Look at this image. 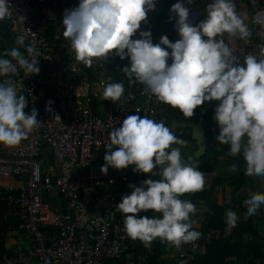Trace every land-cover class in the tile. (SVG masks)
Returning a JSON list of instances; mask_svg holds the SVG:
<instances>
[{"label": "clouds", "instance_id": "obj_1", "mask_svg": "<svg viewBox=\"0 0 264 264\" xmlns=\"http://www.w3.org/2000/svg\"><path fill=\"white\" fill-rule=\"evenodd\" d=\"M186 2L191 4L192 0ZM155 7V0H79L77 7L63 14V36L76 60L88 67L113 52L121 60L128 58L130 66L122 69L125 76L144 85L158 102L185 118L192 117L194 109L203 103L217 102L213 117L219 129L217 142L229 146L228 156L242 155L246 175L264 177V44L259 46L258 55L242 54L241 60L224 39L225 34L240 40L252 35L245 22L247 15L237 12L234 0H211L206 18L192 26L189 9L177 2L169 10V20L176 17L180 37L176 42L162 36L153 44L150 31L133 39ZM11 15L8 0H0V20ZM18 20L22 24L24 18L18 16ZM252 23L264 28V11L256 13ZM24 42L23 35L17 37V45ZM26 52L28 57L38 55L31 45ZM37 61L25 57L18 47L6 49L0 55V78L17 74L18 68L25 76L38 75ZM123 93L122 83H109L103 99L115 102ZM27 104L13 80L0 82V145H18L40 124L36 109L25 112ZM187 145L163 121L147 116L129 115L109 133L102 174L106 175L109 168L132 166L134 172L160 177L146 179L138 187L129 185L131 194L122 196L115 209L123 214L127 237L146 248L159 239L178 249L201 236L190 218L197 211L196 205L181 198L202 191L205 185V174L195 163L182 159L181 148ZM237 169L236 163L230 165V171ZM243 204L247 217L256 215L264 205V192L251 191ZM149 211L151 217L137 215ZM225 216L227 224L235 227L237 213L229 209Z\"/></svg>", "mask_w": 264, "mask_h": 264}, {"label": "built area", "instance_id": "obj_2", "mask_svg": "<svg viewBox=\"0 0 264 264\" xmlns=\"http://www.w3.org/2000/svg\"><path fill=\"white\" fill-rule=\"evenodd\" d=\"M49 1L50 11H39ZM68 2L8 0L12 15L5 20L17 37H25V47L31 45L37 50L38 55L28 58L38 60L40 71L25 76L18 68L17 74L2 78V82L14 81L18 94L28 101L25 112L36 109L40 124L18 145H0V179H16L6 183L4 191L18 219L14 246L1 255L0 264H109L132 259L134 241L124 232L123 214L115 211L121 197L128 195V168H109L106 175L100 171L109 133L129 115L147 116L168 127L170 124L166 112L160 110L162 103L129 78L118 101L103 99L105 86L116 83L109 70L111 56L94 60L91 67L76 60L59 23L60 7ZM199 2L192 0L185 6L192 26L206 18ZM234 2L236 8L247 3L251 9L250 20L245 22L252 35L246 40L229 39L227 34L224 37L242 60V54L258 55L259 46L264 44V28L252 23L253 16L264 11V1ZM18 16L24 18L22 24ZM175 20L172 29L179 37ZM57 44L64 55L60 60L55 58ZM87 68L94 70V76ZM45 90L52 95L41 96ZM46 149L53 158L46 157ZM47 158L53 161L47 164ZM150 178L156 179L155 175ZM45 194L54 196V208ZM233 230L227 222L222 228L205 230L186 249L170 251L169 258L177 264H191L201 246L228 239Z\"/></svg>", "mask_w": 264, "mask_h": 264}, {"label": "crops", "instance_id": "obj_3", "mask_svg": "<svg viewBox=\"0 0 264 264\" xmlns=\"http://www.w3.org/2000/svg\"><path fill=\"white\" fill-rule=\"evenodd\" d=\"M208 0H200L198 3V8L201 13H205L206 11V3ZM264 1V0H263ZM156 7L155 10L149 11L147 13L146 21L141 23L140 28L138 29L135 37L133 39H139L140 33L144 31H149L151 24L154 26L155 23L158 24L159 29L162 28V24L160 18L163 16V12L166 8L172 7L177 2L183 3L185 6L188 5L186 0H155ZM79 4V0H69V2L65 5H62L59 10V23H62L63 14L65 10L75 8ZM51 6H44L39 8V11L42 13H47L50 11ZM237 12L241 15H247V20H250L251 9L249 4L243 3L240 7L236 8ZM175 16H172L174 21ZM154 19V24L153 21ZM170 21V20H168ZM167 21V23H169ZM144 25V26H143ZM166 25V24H165ZM180 37L176 36L175 42ZM59 47V45L57 44ZM63 52H56L55 58L60 60L63 58ZM65 54V53H64ZM113 60V57H112ZM114 64L118 66V62L115 61ZM124 67L130 66L129 59L125 58V62H123ZM114 67V66H113ZM85 68V67H84ZM91 72V75L94 76V70L87 68ZM125 79L123 78L124 84ZM117 83V82H116ZM137 86H144L138 82H136ZM212 102V101H211ZM211 102L203 103L202 110L198 111L197 108L194 109L193 116L190 118H185L182 113L178 110H174L167 105L162 104L160 108L161 111L166 112L170 130L178 136L180 139L186 140L188 142L187 147L181 148L182 159L185 163H195L197 170L203 172L205 174V185L204 189L198 194V199L192 201L196 205V213L194 214V224L196 230L203 233V213L206 209H208L212 205H216L219 207H223L227 210H237L240 206L244 208L242 211V217L244 219L252 218L253 221H256V228L258 229V236L262 241H264V205L261 206L258 213L252 217H247V208L243 204V201L249 197L251 191H261L264 192V177L260 178V189H257L256 182L252 176H248L245 174V169L243 166H246L243 160L242 155L231 157L227 155L229 150L228 145H220L216 137L219 134V129L214 122L212 124L211 130L205 131L203 116L205 115L208 108L211 107ZM215 111V109H214ZM183 136H187L186 139L182 138ZM173 147H178V145H173ZM207 147L212 148V152L209 155V160L203 158L204 153L207 150ZM46 157L53 158V154L49 149L45 151ZM45 157V156H44ZM47 158L46 163H51ZM236 163L238 166L237 171H230V165ZM128 181L130 182V168L128 169ZM152 176V175H151ZM156 179H160L159 176H155ZM16 181L15 178L11 179H0V203L3 204L4 208L0 205V244L3 245L4 249L7 251L11 250L14 246V240L16 237V228L13 225L18 222L17 217L13 212V207L8 204L6 199V193L4 191V186L6 183L11 181ZM128 182V183H129ZM2 193V196H1ZM192 193L184 194L181 198L190 200ZM6 205H5V203ZM246 240H250V237H246ZM187 245L189 243H186ZM186 245L183 244L179 250L186 249ZM144 247L141 252V256H138L137 260H133L135 257L132 255V259L127 260V264H141L145 261V251ZM175 247H171L170 251H173ZM205 250V246H201L199 255H203ZM233 260V259H232ZM113 262V261H112ZM113 264V263H112ZM237 264V263H233ZM261 264H264L263 262Z\"/></svg>", "mask_w": 264, "mask_h": 264}, {"label": "trees", "instance_id": "obj_4", "mask_svg": "<svg viewBox=\"0 0 264 264\" xmlns=\"http://www.w3.org/2000/svg\"><path fill=\"white\" fill-rule=\"evenodd\" d=\"M51 2L49 1L46 6H48ZM170 8L168 7L165 9V12H163L162 18H160V22L163 24H166V32L164 35H160L158 24H154V26L151 24V27L149 31L151 32V39L153 44L159 43V40L162 36H167L170 42H175L176 35L173 32L172 25L173 20H169L170 16ZM167 21L169 23H167ZM15 33L12 31L11 24L9 21L0 20V39L6 38H12V36ZM54 35V29L50 32V38L52 39V36ZM136 35V34H135ZM134 35V37H135ZM133 37V38H134ZM19 50L22 54L25 55V57L28 58V54L26 52L25 45L19 46ZM59 51V47H56V52ZM170 51V50H168ZM3 53L0 49V55ZM113 57V60H112ZM118 62V66L114 64V62ZM171 63V60L169 59L168 64ZM114 66V67H113ZM126 67V66H125ZM124 68L123 60H121L118 56L115 55L113 52L111 54V62H110V73L113 75L114 80L117 83H123V78L127 81L128 77L125 76V74L122 72V69ZM0 82H2V78H0ZM44 97H49L52 95V93H49L48 91H44L40 94ZM211 107L208 108L205 115L203 116V123L205 127V131L211 130L212 124L215 122L214 120V109L217 106V102L212 101ZM198 111L202 110V106L197 107ZM170 128V125H169ZM172 131V130H171ZM182 138L186 139L187 136H183ZM212 148L210 149L207 147L206 152L203 155V158L206 160H209V155L212 152ZM130 168V177L132 175L133 179L132 182L126 185L127 193L128 195L131 194L132 189L129 188V185L133 186H141L142 182L146 179H149L151 177V174H141L133 171L132 166H129ZM154 171H157V169H154ZM2 196V193H1ZM198 194L192 193L190 201L197 200ZM5 203V202H4ZM0 205L4 208L3 204L0 203ZM6 205V203H5ZM244 210L243 207H239L237 210H234L238 215V221L236 226L234 227L233 233L230 238L218 240V241H212L211 243L205 245V250L203 255H198L196 259L191 264H261L264 260V241L260 239L258 236V229L256 228V221H253L252 218L244 219L242 215V211ZM226 209L223 207H219L216 205L210 206L208 209H206L203 213V232L205 230H209L212 228H222L226 223ZM148 215L151 217L153 213L151 211L149 212H142L141 216ZM158 215V214H157ZM192 220H194V215H191L190 217ZM16 228L17 223L13 224ZM194 230H196L194 226ZM197 231V230H196ZM246 237H250V240H246ZM191 243V242H190ZM185 245H187L185 243ZM131 253L135 255L133 260H137L138 256H141L143 252L141 250L145 247L140 241H134L132 246ZM172 246H170L167 242H162L159 239H156L152 242V245L150 248H145L144 254H145V261L141 264H177L174 260H171L169 258L170 249ZM4 253H9L6 249H4L3 245L0 244V257ZM233 259V260H232ZM127 264V260L125 259H119L115 260L113 262H110L109 264Z\"/></svg>", "mask_w": 264, "mask_h": 264}, {"label": "rangeland", "instance_id": "obj_5", "mask_svg": "<svg viewBox=\"0 0 264 264\" xmlns=\"http://www.w3.org/2000/svg\"><path fill=\"white\" fill-rule=\"evenodd\" d=\"M164 12H165V10H164ZM159 32H160V35L165 34V32H166V25L165 24H162V28L159 29ZM16 40H17L16 34H14L12 36V38H9V39H6V38L0 39L1 52L4 53V51L6 49H11L13 47H19L20 45H17ZM45 196L47 197V200L50 202V204L54 208V201H55L54 196L47 195V194H45ZM24 246L27 247L28 243L24 244Z\"/></svg>", "mask_w": 264, "mask_h": 264}, {"label": "water", "instance_id": "obj_6", "mask_svg": "<svg viewBox=\"0 0 264 264\" xmlns=\"http://www.w3.org/2000/svg\"><path fill=\"white\" fill-rule=\"evenodd\" d=\"M143 26H144V25H143ZM123 62H125V59L123 60ZM245 167H246V166H243V168H244V169H245ZM133 176H134V175H132V177H131V179H130V182H129V183H131V182H132ZM252 177H253V179H254V180H255V182H256L257 189H260V178H259V177H257V176H255V175H253ZM263 263H264V260H263Z\"/></svg>", "mask_w": 264, "mask_h": 264}]
</instances>
